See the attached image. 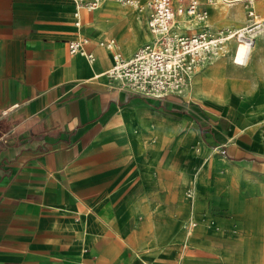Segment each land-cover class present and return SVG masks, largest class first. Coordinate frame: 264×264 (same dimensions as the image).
Returning <instances> with one entry per match:
<instances>
[{
	"label": "crops",
	"instance_id": "1",
	"mask_svg": "<svg viewBox=\"0 0 264 264\" xmlns=\"http://www.w3.org/2000/svg\"><path fill=\"white\" fill-rule=\"evenodd\" d=\"M109 3L0 0V264H264V83L218 61L182 95L116 87L107 43L152 34Z\"/></svg>",
	"mask_w": 264,
	"mask_h": 264
},
{
	"label": "built area",
	"instance_id": "2",
	"mask_svg": "<svg viewBox=\"0 0 264 264\" xmlns=\"http://www.w3.org/2000/svg\"><path fill=\"white\" fill-rule=\"evenodd\" d=\"M73 1L79 17L82 10H97L105 0ZM116 1L125 6L135 3V0ZM208 2L214 4V0ZM147 4L151 41L128 57L114 49V65L106 76L118 88L156 99L182 95L202 70L226 52L231 39L238 43L247 40L254 45L256 25L213 32L209 11L202 0H148ZM250 16L256 18L254 10ZM80 24L78 20L77 25ZM87 43L85 37L70 41V52L93 61L95 56L86 49Z\"/></svg>",
	"mask_w": 264,
	"mask_h": 264
},
{
	"label": "rangeland",
	"instance_id": "3",
	"mask_svg": "<svg viewBox=\"0 0 264 264\" xmlns=\"http://www.w3.org/2000/svg\"><path fill=\"white\" fill-rule=\"evenodd\" d=\"M113 1V3H109L107 5H111L114 7H121V9H135L133 7L125 6L116 0H110ZM140 1V0H138ZM146 1V0H145ZM232 1V0H231ZM206 4L209 8V23H210V29L213 32H219L222 29H232L237 30L244 26H257L256 30L257 33L254 35L256 44L261 48V54L259 53V50L256 51V55L253 56V60L260 54V57H263L262 62L258 66V69L256 71L252 69H246L247 67H252V62H249L245 66L238 65L234 63L233 57L236 47L238 46V42L236 39H231L226 47V52L220 55L214 62L216 64L218 61H223L228 64L231 68L238 71L241 75L247 76L244 78V80L247 81V83L251 84L254 82L258 83H264V0H241L236 2H228V0H214L213 3H209L208 0H206ZM106 5V6H107ZM105 6V7H106ZM104 7V8H105ZM147 11L149 13L148 4L146 5ZM103 8V9H104ZM102 9V10H103ZM254 10L256 18L253 16H250V11ZM101 11V10H100ZM96 12H99L96 10ZM95 12V13H96ZM113 40L112 38L109 39ZM116 40V39H115ZM107 41V42H109ZM118 41V40H116ZM108 44V43H107ZM258 47V48H259ZM135 49V48H133ZM221 71H223V75H227L232 69H229L225 64H222ZM219 70V69H218ZM232 70V71H235ZM256 73V74H255ZM204 75L207 74V72L203 73ZM251 74H255L254 77L258 79H251ZM217 77V75H216ZM215 77V78H216ZM244 77V76H239ZM232 85H227V92L225 95L224 101L231 104V109L234 108L235 110H238V103L239 98L235 96L234 89ZM190 93V92H189ZM262 96V100L264 99V95ZM253 109V108H251ZM244 111H249L248 109H243ZM251 114V113H249ZM240 117L242 115H245L242 111L238 114ZM252 115V114H251ZM210 151L214 152V149L210 148ZM250 230L257 231L259 233V237L262 235V232L264 229H262V226L258 222H251L250 224ZM219 258L222 260V257L219 256Z\"/></svg>",
	"mask_w": 264,
	"mask_h": 264
},
{
	"label": "bare ground",
	"instance_id": "4",
	"mask_svg": "<svg viewBox=\"0 0 264 264\" xmlns=\"http://www.w3.org/2000/svg\"><path fill=\"white\" fill-rule=\"evenodd\" d=\"M108 1L110 0L103 1V3L99 6V8L102 7ZM147 1L148 0L146 1L145 0H140V1L135 0L134 5L128 6V7H136L138 5V7L141 8L147 5ZM236 1H241V0H232L230 2H236ZM148 26H149V23H148ZM108 46L114 49L117 48V44L114 40L110 41L108 43ZM257 50L260 51L255 41H254V45H250L247 40H245L243 43H239L234 52V57H233L234 63L241 65V66L247 65L249 62H252L253 56L256 55L255 53ZM260 54H261V51H260ZM260 54L258 58L260 57Z\"/></svg>",
	"mask_w": 264,
	"mask_h": 264
}]
</instances>
